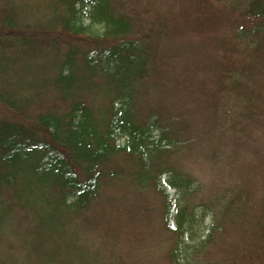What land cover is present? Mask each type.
I'll list each match as a JSON object with an SVG mask.
<instances>
[{"label":"trees","instance_id":"trees-1","mask_svg":"<svg viewBox=\"0 0 264 264\" xmlns=\"http://www.w3.org/2000/svg\"><path fill=\"white\" fill-rule=\"evenodd\" d=\"M211 45L225 51L210 57ZM204 68L215 76L207 102L214 128L230 121L220 138L248 141L237 131L264 128V0H0V226L24 221L17 243L35 246L8 242L5 264H17L7 261L16 247L29 258L19 264H50L44 254H62L67 242L77 248L73 259L61 258L68 264H103L109 250L85 253L78 240L98 237L95 226L112 240L109 264H142L125 233L135 206L125 193L145 190L160 199V216L147 220L172 238L168 264H206L214 243L235 253L231 264H264V187L252 194L247 175L196 211L187 197L201 183L171 159L192 140L183 134L188 116L175 128L167 108L178 89L183 109L198 104L203 82L193 79ZM228 96L240 110L215 113ZM164 184L179 193L174 211ZM111 193L122 195L120 205ZM248 209L258 217L252 241L233 242L224 227L243 231Z\"/></svg>","mask_w":264,"mask_h":264},{"label":"rangeland","instance_id":"rangeland-1","mask_svg":"<svg viewBox=\"0 0 264 264\" xmlns=\"http://www.w3.org/2000/svg\"><path fill=\"white\" fill-rule=\"evenodd\" d=\"M162 3V1H161ZM160 3V7L161 4ZM30 9L24 10L25 14L30 16ZM93 31H99L98 26H93ZM96 32V33H98ZM219 34L223 35L224 32L219 31ZM212 34V33H211ZM220 47V46H219ZM212 49L211 56H217L218 54L223 53L221 47L216 48V46H210ZM241 48L239 50L234 51L232 55L239 61L242 58L240 54ZM203 62H209L207 60L206 55L202 56ZM170 67V66H169ZM175 69H191L187 67H170ZM196 76L194 77V83L196 86L203 82L202 90H199V97L201 99L198 101V104H192L187 109L182 108V101L186 100L185 90L178 89V100L176 104L167 108V116L173 118V120L169 123V125L178 128L181 127L184 118L188 116L190 120V125H188L185 133L186 136L191 138V143L188 141V144H181L178 146V152L171 154V159L176 162L177 166L183 170H189L192 172L195 178H197L200 183V189L196 191L195 194L187 197V203L189 207L197 206L196 203L200 200L207 201V197L215 198L216 194L219 192V188L221 186H232L237 181H240L245 176L250 175L253 179L249 182L250 190L252 194H260L264 187V173H262L263 168H261V164L259 162L260 152L258 149L262 150V155L264 154V128L253 129L254 124H249L247 127H242L239 131H246L242 135L250 134L252 139L249 138L248 141L237 142L235 140V136H231L228 134L224 138H220V129H225V127H230V121L227 120L225 124L219 126L218 129H215V117L211 118L213 115V107L212 105H207V102L214 97V93L216 92L215 83H214V73L209 68H204L202 70L195 71ZM260 82V76L256 75L252 78L250 85L254 83ZM197 91V90H196ZM204 93V95L202 94ZM220 99L224 98L221 95ZM169 105V103H168ZM240 109L235 106V101L231 97H227L223 104L217 105L215 113L222 114V112H227L229 114H235V112ZM191 115V116H190ZM218 123H221L219 121ZM241 124L238 123L237 127ZM215 134V135H214ZM163 186L166 187L164 184ZM166 191L168 192V197L171 200L172 211H174V205L179 199V193L173 188L166 187ZM127 204L128 202H132L135 204L134 210L132 214H129L130 223L125 225L127 229H125V233L127 234V239L131 243V246H137L136 248L142 252L141 254V263L142 264H168L163 259V252L166 249L168 243L172 241L170 236H166V234L159 232L158 222H150L147 220L148 218L157 219L156 216H160V199L159 196L154 194V192L146 190L143 193H135L134 191H127L125 193ZM115 201H117V205H120L119 198H122V195L113 194L110 195ZM195 209V207H194ZM126 211V209H124ZM196 210V209H195ZM197 211V210H196ZM247 217L245 218V223L243 224V231H238V227L233 223H226L224 227V232L226 236H228L233 242L238 241L241 244H247L252 239L250 238V234L255 229L256 221L258 219L256 210H246ZM120 210L117 212L119 213ZM125 215V212H124ZM142 218V220H141ZM5 227L0 226V264H5L6 259L4 258L5 250L4 247L8 242L15 241L13 245H16L17 240L20 238V227L21 224L24 225V221L19 224L18 227L14 228V222L10 223V219H6L4 221ZM210 222V218L207 216L204 218V221L201 225L207 226ZM10 223V224H9ZM170 224H174L173 220H170ZM25 226V225H24ZM200 227V228H201ZM97 229L96 232H90V236L87 238H83V234H79V239L81 242V250H84L85 253L93 254V250L104 249L109 250L111 248L112 240H107L106 236L100 232L99 226H95ZM199 232V231H198ZM104 237L106 243H102V236ZM124 235V234H122ZM26 239V238H25ZM30 239V238H28ZM34 239V238H33ZM100 239V240H99ZM126 239V240H127ZM125 240V239H124ZM84 242V243H83ZM128 241L125 242L126 245L130 246ZM24 246L35 247L33 242L26 241V243H17ZM116 249H120V244L118 242L114 243ZM215 246L210 249L205 261L206 264H231V256L235 254L229 248L222 247L221 244L214 243ZM49 248L53 251V245L50 244ZM74 248V249H72ZM114 248V249H115ZM63 250V249H62ZM64 252L62 254H54L52 256L49 255V252L45 253L44 256L49 258L50 264H66L67 262L61 258H65L67 261L74 258L73 255L77 251L76 246L71 245L69 242L65 243ZM248 252H251L249 249ZM102 252V260L103 264H109V257H112V254ZM43 254V253H42ZM32 257L34 253L28 254ZM60 257V258H58ZM160 257V258H159ZM86 258V256H83ZM29 258L26 257L25 253L19 248L16 247L12 251V256L10 259H7L10 263L17 262V264L21 263L20 261L27 260ZM112 260V259H111ZM9 264V263H8ZM68 264V263H67Z\"/></svg>","mask_w":264,"mask_h":264}]
</instances>
